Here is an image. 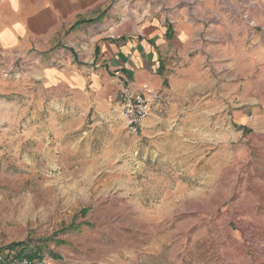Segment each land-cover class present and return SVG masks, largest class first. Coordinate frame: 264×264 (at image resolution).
<instances>
[{"label": "rangeland", "instance_id": "rangeland-1", "mask_svg": "<svg viewBox=\"0 0 264 264\" xmlns=\"http://www.w3.org/2000/svg\"><path fill=\"white\" fill-rule=\"evenodd\" d=\"M180 6L204 43L264 41V0ZM20 63H0V250L23 241L50 264H264V109L240 139L229 111L187 140L167 99L149 117L161 131L146 134L148 118L131 135L110 105L66 107Z\"/></svg>", "mask_w": 264, "mask_h": 264}, {"label": "crops", "instance_id": "crops-1", "mask_svg": "<svg viewBox=\"0 0 264 264\" xmlns=\"http://www.w3.org/2000/svg\"><path fill=\"white\" fill-rule=\"evenodd\" d=\"M197 21L178 0H0V63L24 60L29 75L60 89L66 107L85 110L108 109L120 70L165 96L153 104L158 111L171 99L179 138H196L198 127L207 132L230 111L240 139L260 123L248 121L249 112L264 109V41L245 44L226 33L204 43ZM214 82L219 91L192 99ZM160 120L153 114L144 132H160Z\"/></svg>", "mask_w": 264, "mask_h": 264}, {"label": "built area", "instance_id": "built-area-1", "mask_svg": "<svg viewBox=\"0 0 264 264\" xmlns=\"http://www.w3.org/2000/svg\"><path fill=\"white\" fill-rule=\"evenodd\" d=\"M114 75L118 79V92L109 100L111 111L124 120L127 133L138 135L150 117L153 104L161 106L165 96L147 83L133 84L120 70H115ZM51 261V255L40 249L31 253L9 248L0 250V264H50Z\"/></svg>", "mask_w": 264, "mask_h": 264}, {"label": "trees", "instance_id": "trees-1", "mask_svg": "<svg viewBox=\"0 0 264 264\" xmlns=\"http://www.w3.org/2000/svg\"><path fill=\"white\" fill-rule=\"evenodd\" d=\"M16 247H21L19 249L20 250V253H24L25 248L27 247V244L25 242H23V241H20V242L12 243L10 245V247H7V248L14 249Z\"/></svg>", "mask_w": 264, "mask_h": 264}]
</instances>
